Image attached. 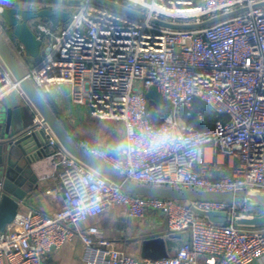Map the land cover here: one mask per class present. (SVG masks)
<instances>
[{
	"label": "built area",
	"instance_id": "built-area-1",
	"mask_svg": "<svg viewBox=\"0 0 264 264\" xmlns=\"http://www.w3.org/2000/svg\"><path fill=\"white\" fill-rule=\"evenodd\" d=\"M113 1L148 19L81 5L62 29H53L52 22H34L43 43L34 66L25 61L23 46L6 37L46 97L54 86L67 85L72 103L85 107L91 117L123 125L124 145L117 153L88 141L80 145L138 185L264 192V8L196 30H171L149 21L201 23L264 0ZM152 88L169 108L161 121L148 108L146 93ZM10 97L31 109L35 128L29 133L44 130L50 149L63 154L64 163L57 186L50 190L60 197L61 208L52 214L18 212L0 231V264H50L52 253L74 239L83 245L85 264H251L264 258V228L235 225L237 216L259 215V208L247 201L239 209L218 201L185 206L128 194L63 150L0 59V122ZM196 102L214 114L213 128L200 130L183 121L192 114L205 119ZM207 148L237 161L231 175H223L225 167L218 165L214 169L221 178L207 176ZM4 193L0 176V203ZM118 205L136 220L148 211L162 214L166 231L180 235L183 245L158 260L112 247L97 226L87 224ZM193 208L226 212L228 221L213 224Z\"/></svg>",
	"mask_w": 264,
	"mask_h": 264
},
{
	"label": "water",
	"instance_id": "water-1",
	"mask_svg": "<svg viewBox=\"0 0 264 264\" xmlns=\"http://www.w3.org/2000/svg\"><path fill=\"white\" fill-rule=\"evenodd\" d=\"M89 5L103 8L114 14L135 18L148 19L147 15L127 5L113 0H0V59L19 83L20 89L29 103L41 116L43 123L57 139L63 150L90 170L118 186L124 192L143 198H159L173 200L182 205H189L197 201H218L233 203L236 209L247 201L249 205L264 208L263 191H245L237 189L234 192H209L195 189H182L157 186H142L133 183L106 166L88 151H86L65 128L48 97L36 86L22 61L15 54L13 47L7 41L8 36L23 46L25 56L40 62L42 54V40L36 35L32 24L56 21L66 24L71 18L72 7ZM264 8V1L254 4L251 8L243 7L229 13L211 17L201 23H173L157 18L149 21L171 30H196L213 26L230 20L250 9ZM148 108L155 119L160 117V106L167 105L155 88L146 93ZM3 120L0 125V176L3 180L5 193L0 203V231L13 222L21 206L26 205L29 195L38 186L39 177L34 164L49 156L50 146L44 130L29 133L35 125L33 114L27 105L15 108H3ZM231 196L229 201L223 197ZM193 212L206 218L213 224L225 225L226 212L204 211L193 208ZM235 225L240 228L259 229L264 227V212L252 216H237ZM183 245L180 235L167 232L163 237L154 238L146 242L141 259L158 260L173 255Z\"/></svg>",
	"mask_w": 264,
	"mask_h": 264
},
{
	"label": "crops",
	"instance_id": "crops-1",
	"mask_svg": "<svg viewBox=\"0 0 264 264\" xmlns=\"http://www.w3.org/2000/svg\"><path fill=\"white\" fill-rule=\"evenodd\" d=\"M50 23L48 22L49 25ZM33 30L35 31V29ZM48 99L60 119L69 126L71 134L81 141H88L93 146L102 147L114 153L123 147V125L93 118L86 109L81 110V106L72 103L67 85L54 86ZM19 105L21 104L15 102L11 97L5 101L6 108H15ZM182 119L184 118L182 117ZM0 125H2V121ZM205 157L207 176L213 180L222 176L214 169L215 166L225 167L226 171L223 175H231L237 166L236 160H230L225 156H215L211 148L206 149ZM63 163L64 155L50 149L47 158L34 164L39 177L38 186L29 195L26 205L21 206L20 213L36 210L44 214H52L61 208L60 197L52 195L50 190L58 184L57 177ZM258 210L261 213L264 212V208ZM87 225L97 226L112 247L114 246L136 258H142L143 248L147 241L162 238L166 233L165 219L162 214L148 211L144 218L136 220L128 215L126 207L122 205L106 209L102 215L91 219ZM82 255L83 245L80 240L74 239L52 253L50 264H85L82 261ZM203 263L204 261H201V264ZM251 264H264V258L257 259Z\"/></svg>",
	"mask_w": 264,
	"mask_h": 264
},
{
	"label": "trees",
	"instance_id": "trees-1",
	"mask_svg": "<svg viewBox=\"0 0 264 264\" xmlns=\"http://www.w3.org/2000/svg\"><path fill=\"white\" fill-rule=\"evenodd\" d=\"M42 22V21H41ZM54 22V21H52ZM196 110H200L204 113L205 119L203 121L198 120L195 114H192L190 117H186V122L190 125L195 126L197 129L200 130H207L211 129L214 126V114L210 112L209 107L204 105L201 102H196ZM62 121V120H61ZM63 122V121H62ZM65 128L68 130L70 135L77 141L78 143L81 142V139H78L75 135L71 134V130L66 122H63Z\"/></svg>",
	"mask_w": 264,
	"mask_h": 264
},
{
	"label": "rangeland",
	"instance_id": "rangeland-1",
	"mask_svg": "<svg viewBox=\"0 0 264 264\" xmlns=\"http://www.w3.org/2000/svg\"><path fill=\"white\" fill-rule=\"evenodd\" d=\"M69 11L71 13H73L75 11V8L72 7V8L69 9ZM54 23H57V25H55V27H53V29H56L57 27L60 28V29H62V28H64V27L67 26V23L66 24H59L56 21ZM32 27H33V29H35V25L34 24H32ZM25 61L27 62V64H29V66H34L38 60L29 59L28 57L25 56ZM82 109H86V108L85 107H82L81 110ZM161 111H162V116L159 119H157L159 121H161V119H163L166 116V114L169 112L168 106L167 105H161ZM3 119L4 118H3V114H2V120ZM4 190H5V188H4ZM230 198H231V196H226L225 195V197H223V201H229Z\"/></svg>",
	"mask_w": 264,
	"mask_h": 264
},
{
	"label": "flooded vegetation",
	"instance_id": "flooded-vegetation-1",
	"mask_svg": "<svg viewBox=\"0 0 264 264\" xmlns=\"http://www.w3.org/2000/svg\"><path fill=\"white\" fill-rule=\"evenodd\" d=\"M2 121V120H1Z\"/></svg>",
	"mask_w": 264,
	"mask_h": 264
}]
</instances>
